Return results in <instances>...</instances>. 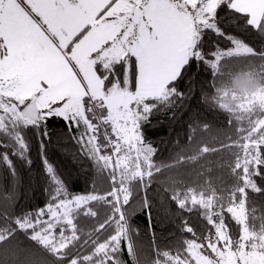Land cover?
Segmentation results:
<instances>
[{
    "label": "snow or ice",
    "instance_id": "obj_1",
    "mask_svg": "<svg viewBox=\"0 0 264 264\" xmlns=\"http://www.w3.org/2000/svg\"><path fill=\"white\" fill-rule=\"evenodd\" d=\"M206 37L229 46L212 40L207 48ZM240 59L242 67L230 63ZM201 70L211 94L200 85V101L227 115L235 138L203 143L197 132L209 125L194 115L187 142L175 141L177 150L160 159L144 127L190 100ZM238 71L264 85V0H0V264H128L125 251L131 264H264V89L231 94L226 110L229 91L220 85ZM53 120L67 129L57 142L71 141L72 159L90 164L83 193L72 192L49 159ZM33 137L46 203L18 210L17 162L34 180ZM222 150L232 157L218 165L230 182L183 179L184 168L197 177L211 172L208 156ZM154 184L160 209L174 224L179 217V235L163 244ZM194 212L202 231L184 215ZM137 215L147 243L137 239Z\"/></svg>",
    "mask_w": 264,
    "mask_h": 264
},
{
    "label": "trees",
    "instance_id": "obj_2",
    "mask_svg": "<svg viewBox=\"0 0 264 264\" xmlns=\"http://www.w3.org/2000/svg\"><path fill=\"white\" fill-rule=\"evenodd\" d=\"M223 14V12L220 13V15ZM221 26L225 28V31L231 32L234 35L245 39L253 47L259 48L260 41L258 39L252 38L250 35L245 34L235 27L226 26L223 22ZM212 40H216L223 48L229 46L228 42L221 38L212 37ZM212 40H208L206 37L207 48H211ZM230 63H235L242 67L246 61L240 59L230 61ZM196 83L197 90L195 95L190 100L184 101L182 107H177L174 111L169 109L164 112L155 113L151 116L150 122L144 127L146 139L150 140L153 143V146L160 149L158 154V158L160 159L167 158L170 151L174 152L177 150L174 147L175 141L179 140L181 145L187 142L189 125L194 122L192 119L194 115L196 122L200 124L207 123L209 125L207 130L201 128L197 132V136L202 138L203 143H206L209 146L218 147L221 143L228 142L226 139L228 136L235 138L234 129L227 124V115L221 111L207 107L200 101V85H203L204 91L211 94L208 73L201 70L197 76ZM180 87L182 90L184 89V82H181ZM48 127L49 131L53 134L52 141L47 145V152L50 161L54 164L59 174L68 182L72 192H85L89 187L92 175L89 162L83 158H80V162H76L72 159L71 153L76 151V145L71 141L57 142V138L64 136L67 132L63 122L60 120H53L49 123ZM32 145L31 155L34 161L32 173L34 180H29L27 171L19 165V162H17V167L23 176V183L19 191L20 199L18 210L19 208L33 210L43 207L46 203V196L44 193L45 177L40 159L37 156V145L34 137ZM231 158L232 157L227 150L210 154L208 160L212 161L210 165L212 168L211 172H205L203 176L197 177L194 172H191L190 168H184L182 169L183 179L190 182L198 181L199 183H203L206 179H212L213 182L219 184L220 181L217 178L223 177L224 180L230 182L227 167L222 168L218 165L223 164L226 160L230 161ZM195 167L198 168L199 166L197 165ZM85 169H87V171H85ZM3 175L5 177L7 176L6 169L3 170ZM161 179H163V177H161ZM4 183L5 186H7V180H5ZM101 183L102 182L98 181V185ZM156 191L157 185L154 184L150 189L149 195L154 204L153 220L155 223V231L158 234L159 242L163 244L167 239H171L169 233L175 232L179 235L177 229L179 217L176 218L175 224L171 222V218L166 216V214L160 209V202L156 195ZM169 211L173 214L177 212L174 204H170ZM184 215L191 216L190 223L196 227L197 231H202V221L198 219V213H184ZM80 223L82 226L88 227L91 225L92 221L90 219L82 218ZM132 223L139 229V236L137 237L138 241L141 243H147L148 233L143 215L133 217ZM161 225H163V227ZM124 259L128 261V264H131L126 251L124 253Z\"/></svg>",
    "mask_w": 264,
    "mask_h": 264
},
{
    "label": "clouds",
    "instance_id": "obj_3",
    "mask_svg": "<svg viewBox=\"0 0 264 264\" xmlns=\"http://www.w3.org/2000/svg\"><path fill=\"white\" fill-rule=\"evenodd\" d=\"M225 89L229 91V95L226 96L223 100L226 110L233 106V101L231 99V94H235L237 96L246 95V96H255L262 89H264V85H262L256 79L250 77L244 72H235L229 78H227L221 85L220 91L223 92Z\"/></svg>",
    "mask_w": 264,
    "mask_h": 264
}]
</instances>
